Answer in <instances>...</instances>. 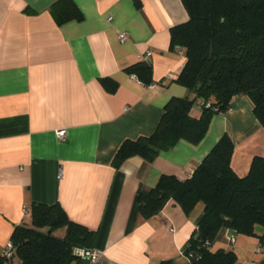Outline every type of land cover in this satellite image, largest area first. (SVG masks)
Masks as SVG:
<instances>
[{"label": "crops", "instance_id": "1", "mask_svg": "<svg viewBox=\"0 0 264 264\" xmlns=\"http://www.w3.org/2000/svg\"><path fill=\"white\" fill-rule=\"evenodd\" d=\"M54 1L0 0V256L40 201L59 202L71 219L97 229V264L187 261L183 247L203 205L186 214L170 199L144 218L140 190L161 174L188 177L224 133L234 142L233 168L246 174L252 158L264 155V127L248 97L237 95L197 145L179 140L151 162L135 155L114 168L123 139L150 134L172 96L190 95L176 82L184 49L170 47V28L188 12L181 0H74L83 19L58 25ZM141 60L151 65L150 83L126 71ZM103 78L118 82L115 92ZM200 111L193 105L192 115ZM227 232L212 247L231 245Z\"/></svg>", "mask_w": 264, "mask_h": 264}, {"label": "trees", "instance_id": "2", "mask_svg": "<svg viewBox=\"0 0 264 264\" xmlns=\"http://www.w3.org/2000/svg\"><path fill=\"white\" fill-rule=\"evenodd\" d=\"M188 19L170 28V47H182L185 63L176 82L190 90L188 96H172L150 134L125 138L112 159L114 168L139 155L153 161L161 150L179 140L197 145L206 135L212 118L226 113L237 95L248 97L252 112L264 127V0H181ZM50 11L61 25L82 20L74 0H55ZM150 83L151 65L138 61L126 68ZM108 92L118 82L103 78ZM199 105L198 116L191 113ZM234 142L224 133L186 178L161 174L152 187L138 194V211L144 218L158 214L174 200L189 214L201 202L196 227L183 247L187 264H242L233 249L212 248L221 229L258 238L264 252V155L252 158L246 174L232 165ZM31 222L17 224L10 236L11 256L0 264H83L81 249H93L97 229L69 217L59 202L33 201ZM64 228V234L56 231ZM92 264V263H90ZM160 264H173L170 259Z\"/></svg>", "mask_w": 264, "mask_h": 264}, {"label": "rangeland", "instance_id": "3", "mask_svg": "<svg viewBox=\"0 0 264 264\" xmlns=\"http://www.w3.org/2000/svg\"><path fill=\"white\" fill-rule=\"evenodd\" d=\"M201 202L199 203V206H201ZM199 206L196 207L195 212L199 210ZM56 234L63 235L64 234V228H60L56 231ZM220 233H218L219 235ZM218 239V238H217ZM221 240V239H220ZM219 242H217V245ZM232 245V246H231ZM231 245H226V248L234 249V251L237 254V257L243 262V264H252V258H254V264H264V261H261L260 258L264 257V252H262L261 247L259 246L258 238L255 236L250 235H236V241L233 242ZM257 247H259V250H257ZM213 249L216 248V246L212 247ZM179 263L180 264H187V261L184 259L182 255L179 256Z\"/></svg>", "mask_w": 264, "mask_h": 264}, {"label": "built area", "instance_id": "4", "mask_svg": "<svg viewBox=\"0 0 264 264\" xmlns=\"http://www.w3.org/2000/svg\"><path fill=\"white\" fill-rule=\"evenodd\" d=\"M119 38H120V41H125L126 38H127V35H126V32L125 31H120L119 32ZM57 137L59 139H64L65 138V131L64 130H58L57 132ZM61 174V170L59 172V175ZM229 239V242L231 244H233L234 242V236H231V237H228ZM13 248H14V245L12 243L11 240H8L6 243H5V246H4V250H3V253H2V256H5V257H9L11 256L12 254V251H13ZM257 250H259V247H257ZM80 254L82 255V257H84V250L81 249L80 250ZM86 256L88 254L89 255V259H90V263L92 264H97L98 262V256L94 253V251L92 250V253H89L88 251L85 252Z\"/></svg>", "mask_w": 264, "mask_h": 264}, {"label": "water", "instance_id": "5", "mask_svg": "<svg viewBox=\"0 0 264 264\" xmlns=\"http://www.w3.org/2000/svg\"><path fill=\"white\" fill-rule=\"evenodd\" d=\"M256 230L257 231H261V230H264V227H261V226H259V225H257L256 226ZM235 235V231H234V229H232V228H229L228 229V232H227V236L228 237H231V236H234ZM92 250L93 249H84V260H83V264H90V259H89V255L90 254H88L87 256H86V254H85V252L86 251H88L89 253H92Z\"/></svg>", "mask_w": 264, "mask_h": 264}]
</instances>
